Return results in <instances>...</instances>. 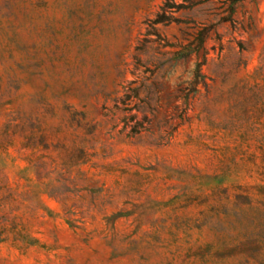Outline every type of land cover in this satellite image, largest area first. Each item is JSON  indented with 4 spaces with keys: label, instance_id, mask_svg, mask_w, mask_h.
<instances>
[{
    "label": "rangeland",
    "instance_id": "374dc122",
    "mask_svg": "<svg viewBox=\"0 0 264 264\" xmlns=\"http://www.w3.org/2000/svg\"><path fill=\"white\" fill-rule=\"evenodd\" d=\"M0 264H264V0H0Z\"/></svg>",
    "mask_w": 264,
    "mask_h": 264
}]
</instances>
